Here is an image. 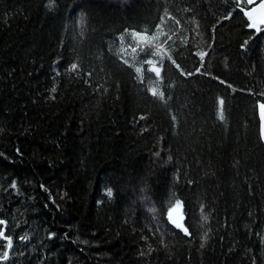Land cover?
<instances>
[{"label":"trees","instance_id":"1","mask_svg":"<svg viewBox=\"0 0 264 264\" xmlns=\"http://www.w3.org/2000/svg\"><path fill=\"white\" fill-rule=\"evenodd\" d=\"M260 1L0 0V264H264Z\"/></svg>","mask_w":264,"mask_h":264},{"label":"snow or ice","instance_id":"2","mask_svg":"<svg viewBox=\"0 0 264 264\" xmlns=\"http://www.w3.org/2000/svg\"><path fill=\"white\" fill-rule=\"evenodd\" d=\"M54 2H55V0H48L49 8H52L54 6ZM252 3H253V0H247V4H252ZM241 11L243 12L244 16L247 17V20L250 21V23L247 26L249 28H251V29H255L257 32L261 31L260 25H264V3H261L258 6V8H254V9H252L250 11H244L243 9H241ZM257 12L260 13L259 17H257V15H256ZM80 22H81V24H83V22H84L83 15H81V17H80ZM152 27L154 29L155 25H153ZM82 34H83V32H81V35ZM130 35L131 36H136V38L139 41H142L144 43H149V41H150V38L148 36L139 35L138 32L137 33H131ZM152 39H154V37H152ZM246 44H247V42L245 41V46H246ZM197 55L200 57V60L203 61L204 57L207 55V52L197 53ZM149 56H151V51L146 53L144 59L147 60V62L149 64H151L152 61L150 59H148ZM173 63L175 64V61H173ZM71 67H72L73 70H75L77 68V65L76 64H72ZM176 67L179 68V65H176ZM152 70L156 73V76L160 75L159 69L153 68ZM181 74H183V73H181ZM53 91H55V89H53ZM152 95L153 96H157L158 95L157 90L155 88L152 89ZM159 98L163 99V93H159ZM219 104L223 105L224 104V100L220 99L219 100ZM259 110H260L261 115H264V103H261L259 105ZM219 119L220 120H224V115H223L222 111L219 114ZM169 159H171V157H169ZM12 187L13 188L16 187L15 183L12 184ZM107 195H108L109 198H111L112 191L110 189L107 191ZM180 207H181L180 201L177 199L175 201V207H173L171 209V211H169L167 213V218L175 226V228L180 229L185 236H190L191 233L189 232V228L185 227L184 224H182L180 222V220H182L183 217L181 216L179 219H177L176 216L174 215V213H176L177 210ZM200 213H201L202 220L204 222H207L208 219H209V216L207 214H204V206H203V204H201V206H200ZM0 224H5V221L3 219H0ZM3 236H4L3 231H0V237H3ZM20 239L27 240L28 237L25 235V236H22ZM205 239H207L206 235H205ZM201 247H203V244L201 245ZM7 248L8 249L12 248V241H11L10 238H8ZM2 259L5 260V261H7L9 259V252L8 251H5L3 253Z\"/></svg>","mask_w":264,"mask_h":264},{"label":"water","instance_id":"3","mask_svg":"<svg viewBox=\"0 0 264 264\" xmlns=\"http://www.w3.org/2000/svg\"><path fill=\"white\" fill-rule=\"evenodd\" d=\"M261 3H264V0H261L260 2H258V3L255 4L254 6H252L251 8H249V9H247V10L245 9L244 11H250V10H252V9H254V8H258V6H259ZM256 15H257V17H259V16H260V13L257 12ZM260 27H262V28L264 29V25H260ZM258 116H259V121H260L261 136H262V139H263V141H264V115H261L259 108H258ZM174 215L176 216L177 219H179V218L182 216L183 219L180 220V222H181L182 224L185 223V216H184V213H183L182 209L179 208V209L177 210V212L174 213ZM169 222H170V221H169ZM170 224L175 228V226H174L171 222H170ZM184 226H185V224H184ZM176 229H177V228H176ZM178 230H180V229H178ZM180 231H181V230H180Z\"/></svg>","mask_w":264,"mask_h":264},{"label":"rangeland","instance_id":"4","mask_svg":"<svg viewBox=\"0 0 264 264\" xmlns=\"http://www.w3.org/2000/svg\"><path fill=\"white\" fill-rule=\"evenodd\" d=\"M253 2H255V0H253Z\"/></svg>","mask_w":264,"mask_h":264}]
</instances>
